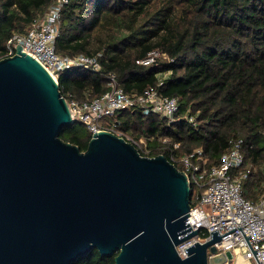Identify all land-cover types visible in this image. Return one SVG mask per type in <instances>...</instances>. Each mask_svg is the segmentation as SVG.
Wrapping results in <instances>:
<instances>
[{
  "label": "water",
  "instance_id": "water-1",
  "mask_svg": "<svg viewBox=\"0 0 264 264\" xmlns=\"http://www.w3.org/2000/svg\"><path fill=\"white\" fill-rule=\"evenodd\" d=\"M74 123L59 82L22 45L0 58V264H72L95 248L116 254V264L232 258L208 249L217 252L215 242L237 227L245 236L242 226L213 229L186 257L178 253L199 229L187 219V175L166 155H143L108 130L81 150L61 136Z\"/></svg>",
  "mask_w": 264,
  "mask_h": 264
},
{
  "label": "trees",
  "instance_id": "trees-1",
  "mask_svg": "<svg viewBox=\"0 0 264 264\" xmlns=\"http://www.w3.org/2000/svg\"><path fill=\"white\" fill-rule=\"evenodd\" d=\"M50 3L0 0V51L7 50L14 32L28 31ZM55 46L63 55L102 53L99 72L74 67L60 73V90L69 97L82 98L86 89L91 97L101 95L110 71L128 94L156 85V74L170 71L159 89L179 97L180 118L168 125L156 113L124 108L112 117L117 130L153 136L151 155L174 153L179 159L203 147L210 165L220 162L231 139L242 138L245 161L237 171L249 168L242 194L259 199L264 192V0H69ZM153 49L162 54L156 62H137ZM186 114L194 115L196 124ZM61 136L86 150L91 133L65 126ZM176 166L182 168L179 160ZM115 255L95 248L72 264H116Z\"/></svg>",
  "mask_w": 264,
  "mask_h": 264
},
{
  "label": "built area",
  "instance_id": "built-area-1",
  "mask_svg": "<svg viewBox=\"0 0 264 264\" xmlns=\"http://www.w3.org/2000/svg\"><path fill=\"white\" fill-rule=\"evenodd\" d=\"M69 0H51L44 14L39 15L28 31H16L7 42V50L0 51V58L14 55L16 46L35 57L58 81L60 73L65 69L82 67L89 71L99 72L103 69L102 53L77 55H63L57 52L55 42L59 33L60 16L62 8ZM162 56L159 49H153L147 56L137 62L149 65ZM170 71H160L156 75V85L146 88L141 93L128 94L120 84L119 77L114 71L107 73L108 88L99 96L91 97L90 90L84 91L82 98L64 95L71 117L74 121L83 123L91 133L108 130L132 142L143 155L152 156L154 148L150 144L153 136H133L117 130V122L113 115L124 108H138L143 113H156L166 124L171 125L180 118V99L178 96L164 95L159 87L163 85ZM59 82V81H58ZM189 122L196 124L194 115H185ZM163 143L169 138L161 137ZM229 148L221 155L218 164H209V159L203 147H196L193 151L185 153L179 159L172 153L169 160L176 164L179 162L191 186V204L188 221L192 229H199V234L176 246L178 253L186 257L185 247L196 241L204 242L211 237V230L217 229L223 234L237 226H242L245 236L250 234L248 240L260 264H264V192L257 201L245 198L242 194V179L247 171L239 173L237 169L243 166L245 155L242 149L243 139L233 138ZM179 147V143H174ZM251 167V165L249 166ZM240 227L223 235L215 242L217 252L208 249V256L219 253L232 252V258H227L223 264H259L254 252L246 240Z\"/></svg>",
  "mask_w": 264,
  "mask_h": 264
},
{
  "label": "rangeland",
  "instance_id": "rangeland-1",
  "mask_svg": "<svg viewBox=\"0 0 264 264\" xmlns=\"http://www.w3.org/2000/svg\"><path fill=\"white\" fill-rule=\"evenodd\" d=\"M68 126H72V130L75 131L77 134L83 135V134L88 133L86 126L79 121H76L74 124L68 125ZM236 264H239L238 261L236 262ZM248 264H254V263L249 262Z\"/></svg>",
  "mask_w": 264,
  "mask_h": 264
}]
</instances>
